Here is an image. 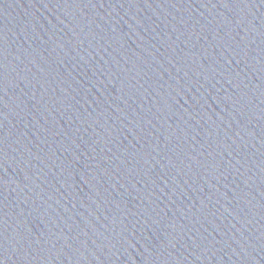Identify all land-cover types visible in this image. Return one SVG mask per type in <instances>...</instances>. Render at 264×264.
Returning a JSON list of instances; mask_svg holds the SVG:
<instances>
[{
  "label": "water",
  "instance_id": "1",
  "mask_svg": "<svg viewBox=\"0 0 264 264\" xmlns=\"http://www.w3.org/2000/svg\"><path fill=\"white\" fill-rule=\"evenodd\" d=\"M0 264H264V0H0Z\"/></svg>",
  "mask_w": 264,
  "mask_h": 264
}]
</instances>
